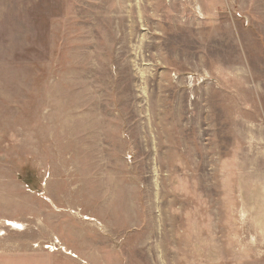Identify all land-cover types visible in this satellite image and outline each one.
I'll list each match as a JSON object with an SVG mask.
<instances>
[{
  "label": "rangeland",
  "instance_id": "obj_1",
  "mask_svg": "<svg viewBox=\"0 0 264 264\" xmlns=\"http://www.w3.org/2000/svg\"><path fill=\"white\" fill-rule=\"evenodd\" d=\"M0 264H264V0H0Z\"/></svg>",
  "mask_w": 264,
  "mask_h": 264
}]
</instances>
